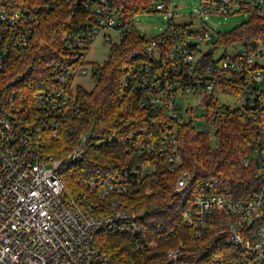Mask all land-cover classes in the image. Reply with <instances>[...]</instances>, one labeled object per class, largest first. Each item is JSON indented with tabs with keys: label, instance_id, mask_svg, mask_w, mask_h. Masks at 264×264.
<instances>
[{
	"label": "trees",
	"instance_id": "16d2710c",
	"mask_svg": "<svg viewBox=\"0 0 264 264\" xmlns=\"http://www.w3.org/2000/svg\"><path fill=\"white\" fill-rule=\"evenodd\" d=\"M96 1L0 0V12L21 11L32 16L33 20L23 28L32 33L28 44L20 48L22 32H19L13 48L3 59L0 84L16 98H23L32 118L44 124L42 132L47 151L57 158L66 156L71 150L67 144L76 145L84 133L93 130L100 134L97 141L101 142L91 143L86 157L62 173L67 197L88 193V181L114 176L130 168L151 167V173L147 174L137 191L117 195L138 210L147 211L140 222L142 232L104 227L96 234L95 245L101 254L111 255L114 264H170L166 257L168 250L183 239L187 242L193 239V229L185 225L183 213L193 207L198 197L225 193L229 189L235 200H243L264 184V174L257 175L255 164H243V158L255 147L252 143L262 135L264 105L258 94L247 89L246 77L237 73L233 79L219 85L220 90L235 97L234 103L222 102L223 109L214 113L213 109L219 103L216 92L202 98L200 105L206 106L202 118L208 127L194 124L195 108L190 106L187 114L191 120L183 124L169 116L165 99L163 104L154 107L141 106V99L149 98L147 93L154 86V79L164 62L165 79L161 81V87L176 77L170 71L172 59L168 53L181 38L179 33L188 30L190 37L194 32L188 26L168 21L167 28L159 35L148 37L140 33L135 17L158 13L156 5H169L171 0H109L117 8L119 16L131 24V29L124 33L121 42L110 44L108 58L103 64L92 63L99 71L93 87L77 86L75 107L78 114L65 119L58 135L53 136L50 121L57 116L53 113L44 116L35 95L40 90L59 87L57 76L67 65L73 67L84 62L86 54L76 58V50L69 49L67 43L76 37H90L91 28L98 18ZM246 12L250 13L248 21L229 31L213 34L208 45L213 47L211 54L205 55L206 51H201L198 44L189 46L196 55L195 76H203L211 65L221 63L226 57V49L234 44L264 42V16L257 9ZM1 27L0 23V34ZM10 34L4 39H10ZM154 44L159 48L160 58L154 51H149ZM220 47H224L225 53L215 59L213 53ZM85 49L88 51L90 45ZM148 65L150 71L146 70ZM131 74L135 77L130 78ZM143 77L149 81L143 82ZM71 129H74L73 133H70ZM166 131L169 138L175 137L183 159L175 171L167 167V152L150 149L147 145V141L158 142ZM130 135L133 140L129 139ZM146 138L148 140L144 141ZM139 144L143 147H136ZM131 146L136 149L129 151ZM184 172L189 174L185 196L175 190L177 180ZM172 228L174 230L170 232ZM201 245L197 253L182 257L181 264H207L222 244L213 239L202 249ZM206 249L209 250V258L199 259Z\"/></svg>",
	"mask_w": 264,
	"mask_h": 264
},
{
	"label": "built area",
	"instance_id": "2783aa9c",
	"mask_svg": "<svg viewBox=\"0 0 264 264\" xmlns=\"http://www.w3.org/2000/svg\"><path fill=\"white\" fill-rule=\"evenodd\" d=\"M95 7L98 18L91 28L90 37H76L67 43L69 49L76 50V58L82 53L86 54L84 62L73 67L67 65L64 72L57 76L59 87L40 90L35 95L37 106L44 111V116L52 113L57 116L50 121L53 136L58 135L65 119L78 114L75 92L78 85H83L80 79L90 75L95 81L99 74L95 65L87 60L95 39L102 34L107 43H119L124 33L131 29V24L119 16L117 8L109 0H97ZM239 9H257L264 16V0H201V8L196 16L203 24L192 35L196 39L194 44L208 47L212 40L213 34L205 23L206 18L212 14H230ZM155 10L165 14L168 21H173L175 11L171 3H158ZM31 22L32 16L21 11L0 12V70L19 32H22L20 48L28 44L32 33L23 28ZM18 24L21 27L14 28ZM112 30L119 33V40L110 34ZM9 32L10 39L5 40ZM179 34L181 38L168 53L172 59L170 71L176 77L167 82L164 88L161 87V81L165 79L164 62L154 79V86L147 93L149 98L143 97L141 106L154 107L163 104L165 99L169 116L180 124L187 123L191 117L185 120L179 116L177 98L193 95L199 97L201 103L206 94L216 92L219 103L213 112L221 111L220 93L230 92L220 90L219 85L230 81L237 73L246 77L247 89L258 94L264 105V42L234 44L229 47L234 49L231 55L227 53L229 48L226 49V57L221 63L211 65L203 76H195L196 55L189 47L193 43L186 42L190 31ZM89 45L90 49L86 51ZM209 48L213 47L205 51ZM158 49L155 44L149 47L156 57L160 55ZM146 70L150 71L151 67L148 65ZM134 77V74L130 75V78ZM141 80L149 81L147 77ZM24 102L23 98H16L0 84V264H114L111 255L101 254L96 247L95 236L104 227L142 232L140 222L147 211L138 210L117 195L137 191L147 174L151 173V167L130 168L114 176L88 181V193L67 197L62 173L71 164L86 157L91 143L101 142L97 141L100 134L93 130L84 133L76 145L67 144L71 150L66 156L57 158L47 151L42 132L44 124L32 118ZM73 132L74 129H71L70 133ZM261 132L262 135L252 143L254 149L243 158L244 166L256 165L257 175L264 174V122ZM167 135L168 131L160 136L158 142L147 141V145L150 149L167 152V167L175 171L183 159L175 137L169 138ZM132 138L130 135L129 139ZM136 147L131 146L129 151ZM188 179L187 172L181 174L176 192L185 196ZM183 221L193 229V239L190 242L183 239L171 247L166 255L168 263L181 264V258L197 253L200 244L202 249L217 239L222 245L207 264H264V184L243 200H235L229 189L225 193L201 195L193 207L183 213ZM208 251L204 250L199 259L209 258Z\"/></svg>",
	"mask_w": 264,
	"mask_h": 264
},
{
	"label": "rangeland",
	"instance_id": "374dc122",
	"mask_svg": "<svg viewBox=\"0 0 264 264\" xmlns=\"http://www.w3.org/2000/svg\"><path fill=\"white\" fill-rule=\"evenodd\" d=\"M171 6L175 11L173 18L174 24L180 26H188L192 32H198L202 27V20L196 16L201 8V0H171ZM250 13L246 11H236L230 14L215 15L212 14L206 18L205 23L209 28L211 34H215L219 31L226 32L236 26L248 21ZM135 25L142 35L148 37H154L161 34L168 26V20L163 13H152V14H140L135 17ZM113 38L119 40V33L116 31H109ZM195 38L190 36L187 37V43H194ZM208 47H201V51H205ZM110 44L104 39L101 34L99 38H96L91 51L87 55V60L90 63L103 64L108 58ZM234 52L233 48H229L227 53L231 55ZM225 53L224 47L215 49L213 56L215 59H219ZM264 64V62L262 63ZM89 68V65H87ZM80 82L87 88L91 89L94 85V80L91 79L90 75L83 76ZM220 101L227 103H234L235 97L231 94L220 93ZM177 108L179 110V116L183 119H189L187 114L188 107L195 108L194 110V124L198 127H208L206 120L202 118L206 113V106L200 105L199 97L193 95H186L185 97H178L176 101Z\"/></svg>",
	"mask_w": 264,
	"mask_h": 264
},
{
	"label": "water",
	"instance_id": "95a60500",
	"mask_svg": "<svg viewBox=\"0 0 264 264\" xmlns=\"http://www.w3.org/2000/svg\"><path fill=\"white\" fill-rule=\"evenodd\" d=\"M212 52H213V48H209V49L206 51L205 55H209V54H211Z\"/></svg>",
	"mask_w": 264,
	"mask_h": 264
}]
</instances>
